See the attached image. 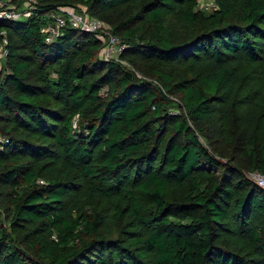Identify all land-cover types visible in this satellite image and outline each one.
<instances>
[{"label": "trees", "instance_id": "16d2710c", "mask_svg": "<svg viewBox=\"0 0 264 264\" xmlns=\"http://www.w3.org/2000/svg\"><path fill=\"white\" fill-rule=\"evenodd\" d=\"M30 1L0 19V264H264L243 172L264 175V0ZM60 5L108 22L126 62L96 31L47 42Z\"/></svg>", "mask_w": 264, "mask_h": 264}, {"label": "built area", "instance_id": "2783aa9c", "mask_svg": "<svg viewBox=\"0 0 264 264\" xmlns=\"http://www.w3.org/2000/svg\"><path fill=\"white\" fill-rule=\"evenodd\" d=\"M22 15L23 12L17 7L15 0H0V19H18ZM68 25L85 31L98 32L100 39L103 41L102 52L105 58L122 61L120 54L125 48V44L116 34L110 31L109 23L99 17L78 12L71 5L57 6L50 14L49 21L42 26L41 31L45 40L50 42L61 35L64 28ZM5 42L6 36H3L1 40L2 48H0V54L3 56L6 53ZM6 140L5 137L0 136V142ZM252 176L258 185L264 187V175L253 173Z\"/></svg>", "mask_w": 264, "mask_h": 264}, {"label": "rangeland", "instance_id": "374dc122", "mask_svg": "<svg viewBox=\"0 0 264 264\" xmlns=\"http://www.w3.org/2000/svg\"><path fill=\"white\" fill-rule=\"evenodd\" d=\"M15 3L17 4V7L19 8V9H21V11L23 12V15H22V17H27V16H29L31 13H32V10H33V4L31 3V1L30 0H20V2L19 1H15ZM213 6H214V4H213V0H199V2H198V8H201V9H203V10H205V12H209V11H211V9L213 8ZM75 10H77L78 12H81V13H84V14H88V10L86 9V7L85 6H83V5H80V6H74L73 7ZM30 12V13H29ZM29 13V14H28ZM101 16H99V18H100ZM124 42V41H123ZM124 44H125V48L127 47V43H125L124 42ZM0 48H2V43L0 42ZM100 55L102 56V57H104L105 58V56H104V54H103V52H102V49H101V51H100ZM126 58H124L123 56H122V63H124V62H126ZM131 68H133L132 66H130ZM2 68H3V55H1L0 54V71L2 70ZM136 71V73L138 74V75H140V72H138L137 70H135ZM249 73L250 72H247V69H244V70H242V74H241V76L243 77L242 79H241V84H242V88H241V93H244V92H247L248 91V89H250L252 86H253V88H254V86H256L257 84H255V83H253V79H254V76L252 75V74H250L249 75ZM249 76H253V77H250L249 78ZM169 98L171 99V102H170V111L171 112H177V111H179V103H178V101L175 99V97L173 96V95H170L169 96ZM207 126H208V130H209V133L212 135V137H214V139H216L217 140V142H215L214 144L216 145V148H217V150L220 152L219 154L221 155V153H224V152H226V151H228L227 149H226V146H224L221 142H219V140L217 139V137H219L218 135H217V131H216V129H215V125H213V124H207ZM200 139L204 142V143H206L207 141H206V139L205 138H203V137H200ZM244 173H245V176L248 178V179H250L251 181L252 180H254V177L252 176L253 175V173H259V174H261V175H263L260 171H258V170H255V171H252V170H244L243 171ZM40 181H42V180H40ZM255 181V180H254ZM228 218H226V220H227ZM257 221H259V217L258 216H256V215H253L252 216V220L250 221L251 223H254V222H257ZM249 224V223H248ZM228 225V222L226 223V226ZM227 229L229 230L228 232L230 233V229L227 227ZM221 232V231H220ZM232 232V231H231ZM221 234V236L223 235L222 233H220ZM223 238H225L230 244H228V245H230V246H232V247H236V246H239V243H238V241L236 240V235L235 236H233V234H231V235H229V236H226V235H223ZM242 253V252H241ZM252 261H254V259H252Z\"/></svg>", "mask_w": 264, "mask_h": 264}]
</instances>
